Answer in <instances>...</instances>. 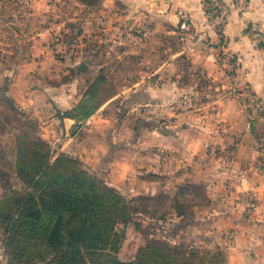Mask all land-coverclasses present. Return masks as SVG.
<instances>
[{
  "label": "rangeland",
  "instance_id": "rangeland-1",
  "mask_svg": "<svg viewBox=\"0 0 264 264\" xmlns=\"http://www.w3.org/2000/svg\"><path fill=\"white\" fill-rule=\"evenodd\" d=\"M150 18L127 0H0V213L24 190L19 153L41 139L52 161L70 155L129 199L121 262L169 246L187 264H228L238 240L234 261L263 264L260 245L226 217L235 197L242 222L255 209L234 185L245 173L229 169L264 99L229 77L233 57L220 54L215 76L181 55L190 38ZM256 170L264 177L262 155ZM25 252L18 243L7 255L0 219V264H52ZM96 254L88 264H112Z\"/></svg>",
  "mask_w": 264,
  "mask_h": 264
},
{
  "label": "trees",
  "instance_id": "trees-1",
  "mask_svg": "<svg viewBox=\"0 0 264 264\" xmlns=\"http://www.w3.org/2000/svg\"><path fill=\"white\" fill-rule=\"evenodd\" d=\"M35 145L31 152L19 153L24 190L13 192L10 213H0L7 255L14 259L19 243L27 260L52 264H88L87 255L96 253H106L112 264H187L179 248L174 252L169 246L155 260L140 255L136 263L121 262V236L132 215L129 199L80 160L62 154L52 161L47 143L40 139Z\"/></svg>",
  "mask_w": 264,
  "mask_h": 264
},
{
  "label": "crops",
  "instance_id": "crops-1",
  "mask_svg": "<svg viewBox=\"0 0 264 264\" xmlns=\"http://www.w3.org/2000/svg\"><path fill=\"white\" fill-rule=\"evenodd\" d=\"M139 9H147L155 28L162 33H169L171 30H178L180 18L179 12L184 11L191 15L193 26L196 32L202 36L201 42H190L186 39V47L193 44V47L186 48L184 54L172 53L168 58L175 60L181 54L191 57L193 61L200 63L199 66L217 76L221 68L216 64L220 60V54L233 57V69L229 77L240 91L247 89L264 99V0H251L250 5L243 15L232 13L224 35L218 39L213 30L209 27L205 14L202 10L201 0H127ZM230 3L231 0H224ZM177 34L179 32L173 31ZM185 40V39H183ZM230 68V66H229ZM232 69V68H231ZM241 114V113H240ZM242 120L243 115H240ZM72 122V121H71ZM240 147L245 154L239 155L233 163L229 172L233 170L245 173L246 179L235 181V188L242 191V195L250 193L255 198V209L252 215L242 222L241 196L235 197L231 215L226 218L234 227L238 238L245 237L254 240L260 245L261 253L264 255V177L253 175L257 171V163L264 157V113L259 117L254 130L243 137ZM260 146V150L259 147ZM236 194V192L234 193ZM226 214V213H225ZM225 215L219 219L224 218ZM237 219H240L239 221ZM237 221V223H236ZM237 247L239 242L235 241ZM236 247L231 248V258L228 264H238L234 261ZM242 248L245 250L244 246ZM264 264V260H263Z\"/></svg>",
  "mask_w": 264,
  "mask_h": 264
},
{
  "label": "built area",
  "instance_id": "built-area-1",
  "mask_svg": "<svg viewBox=\"0 0 264 264\" xmlns=\"http://www.w3.org/2000/svg\"><path fill=\"white\" fill-rule=\"evenodd\" d=\"M250 1L251 0H231L230 3H226L224 0H201L202 10L205 14L207 23L218 39L223 37L231 14L243 15L249 7ZM179 18L178 30L184 37L187 36L193 42L203 41L202 36L196 32L192 17L189 13L180 11ZM262 109H264V100H256V106L252 113L253 117L259 116V112Z\"/></svg>",
  "mask_w": 264,
  "mask_h": 264
},
{
  "label": "water",
  "instance_id": "water-1",
  "mask_svg": "<svg viewBox=\"0 0 264 264\" xmlns=\"http://www.w3.org/2000/svg\"><path fill=\"white\" fill-rule=\"evenodd\" d=\"M82 69V68H81Z\"/></svg>",
  "mask_w": 264,
  "mask_h": 264
}]
</instances>
